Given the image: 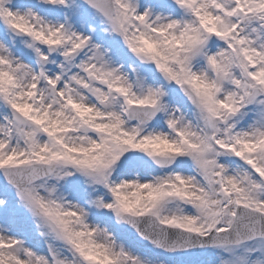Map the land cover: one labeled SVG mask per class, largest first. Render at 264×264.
Segmentation results:
<instances>
[{"label":"snow or ice","instance_id":"snow-or-ice-1","mask_svg":"<svg viewBox=\"0 0 264 264\" xmlns=\"http://www.w3.org/2000/svg\"><path fill=\"white\" fill-rule=\"evenodd\" d=\"M0 264H264V0H0Z\"/></svg>","mask_w":264,"mask_h":264}]
</instances>
